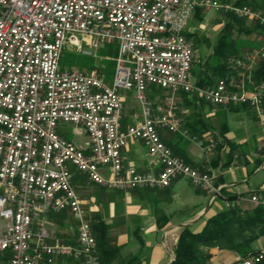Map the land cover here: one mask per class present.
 <instances>
[{
    "label": "built area",
    "instance_id": "1",
    "mask_svg": "<svg viewBox=\"0 0 264 264\" xmlns=\"http://www.w3.org/2000/svg\"><path fill=\"white\" fill-rule=\"evenodd\" d=\"M197 7L264 25L261 11L222 0H18V5L0 0V252L10 253L8 264H53L65 255L101 264L93 228L73 187L72 166L106 190L165 188L184 178L212 202L224 188L216 175L175 155L159 134L182 132L174 95L195 89L194 50L184 30ZM78 34L90 48L82 46ZM105 41L117 44L110 84L95 71L60 66L67 43L91 54ZM255 58L264 59V45L248 55ZM244 81L238 73L230 84L222 78L197 89V95L214 106L245 104L261 113L264 81L250 91ZM150 86L167 93L162 102L149 98ZM120 89L134 90L140 117L125 130ZM59 125L74 133L82 129L87 143L74 144L58 132ZM129 140L142 142L153 169L124 163ZM248 200L264 206V187ZM62 211L76 220L77 246L47 243L42 228L33 241V223ZM263 258L261 250L232 264H258Z\"/></svg>",
    "mask_w": 264,
    "mask_h": 264
},
{
    "label": "crops",
    "instance_id": "2",
    "mask_svg": "<svg viewBox=\"0 0 264 264\" xmlns=\"http://www.w3.org/2000/svg\"><path fill=\"white\" fill-rule=\"evenodd\" d=\"M258 44L259 47L264 45V37L259 38ZM248 67L250 74L252 66L248 65ZM248 69L238 71L235 76L237 77L238 73L246 75ZM253 84L254 81L247 83L249 88L254 87L255 85L253 86ZM119 94L123 99L121 129L125 130L129 125L140 120L139 109L134 100H132V97H130V94L128 95V93H124L121 90ZM165 94L166 92L163 94V97ZM154 98L157 100L160 98V95ZM226 108L221 107L220 111L225 112L224 109ZM226 111L247 112L249 113L248 116L253 118L250 121L261 119L264 125V110L260 117L255 115L256 113L252 109L243 107L242 105L235 106V109L227 108ZM212 112L214 111H210L209 114H212ZM203 125L204 123H201V126ZM238 126H235L236 128H232V126L225 130H220V126L216 130H204L201 134L203 139L200 140L204 144L209 143L211 142L209 139L210 135L213 137L212 134H214L219 138L223 135L237 144H243L246 141V137H237L235 134V129H239ZM254 127L255 125L245 131L247 135H250V142L247 145H243L245 154L239 157L234 154L230 159L225 154L228 152L226 146L223 148L224 154L216 153L213 149H205L195 140L183 136L184 134H174L175 132L166 130L159 131V134L162 141L171 148L175 155L187 163L199 166L201 169L208 170L216 175V180L218 178L221 179L217 183L223 184L230 194H238L235 204L248 207L251 205V202L248 200L249 194L264 187V180H254L258 172L264 171V160L258 167L254 168L257 157L264 156V152L263 155L261 153V151H264V129L260 130L258 127ZM239 131L243 133L241 128ZM82 133L85 132L80 129L79 133L76 134ZM254 134L255 137L253 136ZM122 155L125 164L132 165L140 171L153 169L145 147L143 144L140 145L138 140H129ZM182 180L185 181L186 179L179 178L165 188L114 191V195L108 194L111 196L110 199L103 200L102 206L106 208L102 210L101 215H98L99 217L96 216L95 218H101L109 225L107 234L117 244L124 246L122 249L123 254H135L138 256V259L133 261V264H168L174 258V246L182 225H190L193 231H199L205 219L224 206L223 201L211 204L207 193L194 185L197 195H186L184 202H180L182 200L179 193L182 191V187L180 191L178 187L182 186ZM186 181L189 182L188 180ZM247 186H252V188H247ZM105 192L106 189L104 195H107ZM134 195L139 199L132 198ZM201 195L203 197H200ZM120 196L123 197L122 200ZM174 197L180 203L176 208L171 209V202ZM166 219L165 226L159 229L158 223ZM40 228L45 231L47 243L77 246L75 236L76 220L67 211L49 213L42 217L40 221L34 222L33 231L35 236L33 241ZM134 239H137V241ZM138 239L143 240V247H140ZM252 246L255 249L264 248V236L255 241ZM209 251L212 254L209 260L211 264H232L238 259V255L230 250L211 247ZM9 257V252H0V264H8ZM115 263L116 261L113 264ZM53 264L83 263L78 261L77 258L65 255L56 257Z\"/></svg>",
    "mask_w": 264,
    "mask_h": 264
},
{
    "label": "rangeland",
    "instance_id": "3",
    "mask_svg": "<svg viewBox=\"0 0 264 264\" xmlns=\"http://www.w3.org/2000/svg\"><path fill=\"white\" fill-rule=\"evenodd\" d=\"M222 1H226L227 3H234L235 0H222ZM248 5L249 7H251V9H254L252 5L250 4ZM222 13L224 12L206 11V10L199 12L196 11V9H194L193 13L191 14L187 26L184 30V33L185 31L189 32L190 34L192 33L191 37L189 38L194 50L192 69L198 70L201 68V66H204L205 68V66L208 67V65L212 66V64H214V57L211 54L212 46L215 43L218 35L220 34L227 33V35L233 38L237 44H241L244 42L245 44L248 42L252 43V41H254L255 43L256 39L258 40L259 38L264 37V28L261 29L260 27H258L256 22L259 21L253 18L234 19L235 22H233L231 27H228L226 32L224 30L222 31V28L225 25L224 23H226L227 21ZM198 16L200 17V19L198 18ZM238 23L243 24L242 31H237ZM246 27L251 28L252 31L251 34H247L245 32ZM258 30L260 31V34L256 32ZM77 37L80 40L82 46H84V48L89 47L86 45V42L83 40V37L81 35L78 34ZM195 37L197 38L195 39ZM260 47L253 46L252 49L241 48V50L239 49L240 54L231 56L230 60L231 59L239 60L236 66L238 67V69L241 67L240 70L248 69L249 68L248 65H251L252 67L256 66L257 63L260 62V59L259 58L248 59V55L252 52L253 49H257ZM116 54H117L116 42H107V41L102 42L97 49L95 50L91 49V54H84L75 46L67 43L62 51L60 66L62 68H67V69H78L83 72L95 71L99 73V75L102 77V79L105 82L110 84L114 74ZM191 72H192V80L195 87V89L192 91L193 93L194 91L197 92V89H199L200 87L195 86L196 76L192 70ZM246 75H244L245 89L247 91H250L251 88H249L247 83L253 80L251 79V75L249 74V69L247 70ZM260 84L254 82L253 86L254 85L258 86ZM120 90L124 93H128V95L130 94V97H132V100H134V102L136 103L133 89L132 90L120 89ZM164 93H165L164 90L160 89L157 86H154L153 95L155 96L160 95V98L157 99V101H161L164 98L163 97ZM192 93L183 94L182 92H177L174 95L177 105L176 114L179 116L181 120V130L182 132L183 131L186 132V134L184 135L182 134V132H175L174 134H180L190 139H192V137H196V140H200L203 139V137H201V134L202 131L204 130H211V131L213 129L216 130L219 126L221 127L220 130L221 129L225 130L227 128H231L232 126H233L232 128H236L235 126L239 125L238 126L239 129L241 128L243 133H241L239 129L238 130L235 129V134L237 137H243V136L246 137V141L243 144H237L233 140L225 138L223 135L221 136V138H219L218 136H215L212 133L210 134H212L213 137H211L210 135L209 139L211 140V142L214 143V147L212 149L216 151V153L224 154L223 148L226 146L228 148V152L225 154H227L229 159L231 155L233 157L234 154L238 155V157L241 156L242 154H245L244 153L245 149L243 145H247L250 142V135L248 134L249 135L248 136L245 131L251 129V126L253 125H255L256 128L258 127L260 130L262 128L264 129L262 120L254 119L253 121H250L253 118L248 116L249 113L247 112L244 113H240L239 111L227 112L226 109L228 107L226 108L225 106L224 107L226 109H224L225 112H223L220 111L221 107H214V105L211 106L205 103H199V101L192 96L193 95ZM263 101H264V97H263ZM232 105L237 106L239 104H232ZM263 110H264V103H262L261 113H258L255 110L253 111L256 113L255 115L260 117L262 116ZM208 111L209 112L214 111V112H212V114H209ZM201 123H204V125L201 126ZM206 125L207 127H205ZM57 130L61 135L65 136L67 139L71 140L76 145H85L88 141V136L86 135V133L76 134L74 133L73 128L69 125H59ZM253 136L255 137V134ZM138 142L140 143V145H142L141 141L138 140ZM207 144L208 143H206L205 145ZM263 152L264 151H261L262 155ZM259 157H257V159ZM71 170L73 171V187L76 193L79 195V198L82 203V207L85 210V214H87V216L85 215V217L88 221H92L96 216L101 215L102 210L106 208L105 206H102V203H104L103 200L110 199L111 196H109L108 194L114 195L115 192L113 190H106L105 193L107 195H104L105 188L100 187L94 184L93 182H91L83 173L79 172L74 166L71 167ZM254 180L255 181L264 180V171L258 172ZM181 187H182V191H180ZM247 188H252V186H247ZM178 190L180 191L179 194L182 200L180 202H184V198L186 195L189 194H192L194 196L197 195L195 193L194 186L189 182H187L186 180L185 181L182 180V186H179ZM207 195L210 199L211 196L208 193ZM200 197L203 196L201 195ZM132 198L139 199L135 195L132 196ZM120 199L122 200L123 197L120 196ZM180 202H178L177 198L174 197L171 202L170 208L171 209L176 208ZM228 203L229 205H226L225 203V206L228 207V206H233L235 204V202H229V201ZM134 240L137 241V239Z\"/></svg>",
    "mask_w": 264,
    "mask_h": 264
},
{
    "label": "trees",
    "instance_id": "4",
    "mask_svg": "<svg viewBox=\"0 0 264 264\" xmlns=\"http://www.w3.org/2000/svg\"><path fill=\"white\" fill-rule=\"evenodd\" d=\"M234 4H250L254 7L253 10H259L264 14V0H235ZM196 11L201 12L204 10L201 7H197ZM222 14L227 20L222 28V31L224 30L225 32L228 27H231L233 22H235L234 19H245L239 18L230 12H224ZM198 18L200 19L199 16ZM256 24L261 29L264 28L263 24H260L259 22H256ZM242 28L243 24L238 23L237 31H242ZM245 32L251 34V28L246 27ZM256 32L260 34L259 30ZM184 34L187 39L192 35V33L190 34L186 31ZM196 38L197 37H195V39ZM258 41L259 39H256L255 43L252 41V43L248 42L245 44L244 42L237 44L233 38L227 35V33L218 35L212 46L211 53L214 57V64H212V66L208 65V67L205 66V68L204 66H201L198 70L192 69L196 76L195 86L200 88L210 87L219 79L234 77L237 72L240 71L241 67L238 69L236 66L237 59L230 60V57L239 55V49L241 50V48L251 49L253 46L259 47ZM250 75L255 83L260 84L264 81L263 59H260V62L252 67ZM147 93L153 102H157L154 98L155 95H153L154 86H150ZM182 93L189 94L192 92ZM192 94L199 103L211 105L200 99L197 92L194 91ZM239 105L246 107L245 104ZM235 106L236 105H227L225 107L235 109ZM215 107L224 106L219 105ZM205 127H207V125ZM263 160L264 156L256 159L254 168L258 167ZM219 180L221 179L218 178L217 182H219ZM237 198L238 194H230L226 188H223L211 204L217 201H223L224 206L220 207L214 214L207 217L199 231H193L190 228V225L182 226L174 246V258L168 264H211L209 261L212 257V254L209 251V248L211 247H218L220 249L235 252L238 255V259L233 263L250 254L258 253L261 250L264 251V248L255 249L252 246L255 241L264 236V206L254 203H251L248 207H243L237 203L233 206H225L226 201L235 202ZM166 221L167 219L163 222H159L158 228H163ZM89 222L91 223L96 238V245L101 264H113L115 261V264H133V261L138 259V256L135 254L130 255L122 253L124 246L117 244L115 240L108 236L107 231L109 225H107L101 218H95ZM138 242L140 247L144 246L142 239H138ZM77 260L82 262V260L78 258ZM258 264H264V258Z\"/></svg>",
    "mask_w": 264,
    "mask_h": 264
},
{
    "label": "bare ground",
    "instance_id": "5",
    "mask_svg": "<svg viewBox=\"0 0 264 264\" xmlns=\"http://www.w3.org/2000/svg\"><path fill=\"white\" fill-rule=\"evenodd\" d=\"M10 5H18V0H10ZM223 84H230V78H223Z\"/></svg>",
    "mask_w": 264,
    "mask_h": 264
},
{
    "label": "water",
    "instance_id": "6",
    "mask_svg": "<svg viewBox=\"0 0 264 264\" xmlns=\"http://www.w3.org/2000/svg\"><path fill=\"white\" fill-rule=\"evenodd\" d=\"M185 225V224H184ZM184 225H182V226H184Z\"/></svg>",
    "mask_w": 264,
    "mask_h": 264
}]
</instances>
